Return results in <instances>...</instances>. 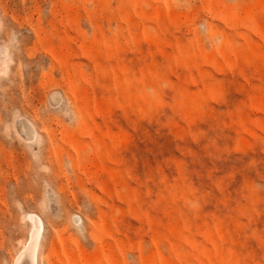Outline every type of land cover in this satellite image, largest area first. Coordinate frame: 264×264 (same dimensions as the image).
Returning a JSON list of instances; mask_svg holds the SVG:
<instances>
[{
	"label": "rangeland",
	"instance_id": "1",
	"mask_svg": "<svg viewBox=\"0 0 264 264\" xmlns=\"http://www.w3.org/2000/svg\"><path fill=\"white\" fill-rule=\"evenodd\" d=\"M264 264V0H0V264Z\"/></svg>",
	"mask_w": 264,
	"mask_h": 264
},
{
	"label": "bare ground",
	"instance_id": "2",
	"mask_svg": "<svg viewBox=\"0 0 264 264\" xmlns=\"http://www.w3.org/2000/svg\"><path fill=\"white\" fill-rule=\"evenodd\" d=\"M33 230L31 238L25 245L15 264H38V250L43 232V221L37 214H32Z\"/></svg>",
	"mask_w": 264,
	"mask_h": 264
}]
</instances>
